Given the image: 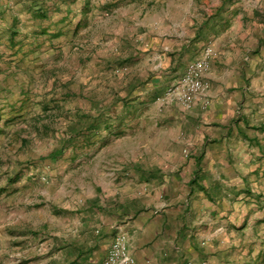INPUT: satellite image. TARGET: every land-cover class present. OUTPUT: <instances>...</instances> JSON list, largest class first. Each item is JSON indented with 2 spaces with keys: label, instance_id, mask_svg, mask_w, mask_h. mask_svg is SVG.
<instances>
[{
  "label": "rangeland",
  "instance_id": "obj_1",
  "mask_svg": "<svg viewBox=\"0 0 264 264\" xmlns=\"http://www.w3.org/2000/svg\"><path fill=\"white\" fill-rule=\"evenodd\" d=\"M28 1L0 0V264L105 257L101 226L81 229L90 212L85 197L98 193L110 202L124 191L141 195L144 187L131 180L137 175L134 161L210 155L206 147L212 140L191 135V125L185 122L191 119L188 112L211 106L218 48L225 51L216 74L222 77L224 68L232 66L224 62L230 57V38L208 25L204 31L216 7L209 4L219 0H209V6L206 0H196L193 21L180 22L181 16L172 14L163 23L154 19L158 9L151 6L147 16L140 15L143 0H48L34 9ZM237 6L245 15L256 6L254 17L263 19L264 0H239ZM69 9L82 20L72 25L59 20ZM39 11L52 17V36H45L42 22L47 16L42 18ZM144 18L161 23V43L151 38L147 48L144 41L149 39L131 36L123 44L117 34L122 26L130 28ZM213 23L218 24L214 18ZM245 24L247 28L248 21ZM144 27L140 34L146 32ZM236 41L246 47L243 61L264 50V42L248 36ZM209 47L213 54L204 74L207 88L185 107L168 94ZM255 139L258 144L235 157L251 161L242 166L252 193L246 202L253 220L262 223L264 135Z\"/></svg>",
  "mask_w": 264,
  "mask_h": 264
},
{
  "label": "crops",
  "instance_id": "obj_2",
  "mask_svg": "<svg viewBox=\"0 0 264 264\" xmlns=\"http://www.w3.org/2000/svg\"><path fill=\"white\" fill-rule=\"evenodd\" d=\"M45 1L48 0H29L28 6L38 8ZM115 1L118 0L111 3ZM143 1L146 4L140 15L144 17L151 8L158 9L154 19L157 17L161 23L169 16L171 19L172 14L181 16L180 22L190 21L195 16L194 5L198 6L196 0ZM205 2L207 6L209 0ZM226 2L228 0L209 4L216 7L214 15L208 13L212 20L207 22L204 31L209 27L222 38H230L227 46L230 57L224 62H231L232 66L230 70L228 66L224 68L226 72L222 77L216 74V63L221 66L225 51L218 48L220 52L211 72L213 85L216 86L212 90L211 106L205 111L197 107L196 111L188 112L191 119L185 122L191 125V135L196 133L201 139L212 140L206 147L210 155L202 159H172L170 162L155 157L134 161L137 175L131 180L136 181L138 188L142 184L144 190L141 195H130L124 191L112 197L110 202L98 193L85 197L90 212L89 219L81 223V229L101 226L107 253L116 234L125 231L130 250L139 264H264V222L253 220L250 214L252 207L246 202L252 193L246 186L249 184V173H245L242 166L244 162L250 165L251 161L247 157L238 161L235 157L236 154L242 156V149L250 150L254 145L252 143L258 144L255 139L257 134L264 135V50L243 61L242 53L246 47L236 41L238 37L248 36L259 43L264 42V16L259 22L261 15L254 17L259 11L256 6L245 15L237 6L239 0ZM73 12L70 10L69 14L66 11L58 18L71 25L75 20H82ZM105 12L108 14V11ZM145 18L133 21L130 28L122 26L117 34L123 44L131 36H135L136 41L139 38L149 39L144 41L147 48L151 38L161 43L165 34L163 26L149 20L146 22ZM213 18L217 25L213 23ZM44 21L45 36H52L49 24L52 17L47 16ZM245 21H248L247 28ZM221 26L219 30L217 27ZM142 27L146 32L140 34L138 31ZM184 29L181 28V33H185ZM174 30L177 29L174 27ZM3 53L0 49V54ZM149 141L150 138L144 140L146 143ZM168 142L176 145L175 140ZM260 145H257L258 149L262 143ZM249 155L245 152V156ZM252 166L255 170L256 164ZM56 239L62 240L60 237ZM105 257H53L45 264L55 261L57 264H103Z\"/></svg>",
  "mask_w": 264,
  "mask_h": 264
},
{
  "label": "built area",
  "instance_id": "obj_3",
  "mask_svg": "<svg viewBox=\"0 0 264 264\" xmlns=\"http://www.w3.org/2000/svg\"><path fill=\"white\" fill-rule=\"evenodd\" d=\"M212 48L204 51L203 57L192 61L174 89L168 94L177 101L190 107L199 93L207 88L204 74L210 66ZM103 264H139L130 250L129 237L126 232L119 231L114 237Z\"/></svg>",
  "mask_w": 264,
  "mask_h": 264
},
{
  "label": "trees",
  "instance_id": "obj_4",
  "mask_svg": "<svg viewBox=\"0 0 264 264\" xmlns=\"http://www.w3.org/2000/svg\"><path fill=\"white\" fill-rule=\"evenodd\" d=\"M38 13H39V15H40L42 18L47 16L45 12L39 11ZM13 35H14V33H13ZM13 35H12V36H13Z\"/></svg>",
  "mask_w": 264,
  "mask_h": 264
}]
</instances>
